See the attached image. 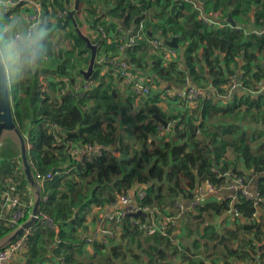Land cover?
<instances>
[{"label": "trees", "instance_id": "1", "mask_svg": "<svg viewBox=\"0 0 264 264\" xmlns=\"http://www.w3.org/2000/svg\"><path fill=\"white\" fill-rule=\"evenodd\" d=\"M59 1L41 0V9L53 15L62 8ZM95 1L105 8L99 12L96 2L78 0L75 22H78V12L85 13L92 18L94 31L101 26L110 34L108 41L95 36L93 43H99L97 54H116L119 26L133 29L143 23L145 30L159 34L162 39L178 38L177 43L184 45L179 56L183 58L178 59L181 66L178 60L162 62L152 52L151 57L145 56V45L148 47L145 38L138 39L120 55L116 54L125 57L138 79L143 76V83L149 89L143 97L155 90L154 102L134 109L132 96L111 93L115 85L104 78L106 73L114 72L99 63L94 62L87 79L79 73L78 85L72 81L67 73L68 54L77 51L85 60L89 50L75 33L71 21L64 18L48 23L49 28L63 33L70 27L65 37L68 47L56 45L45 62L14 84L11 105L15 125L26 141L32 173L54 174L50 181L41 182L37 178L36 181L40 188L39 212L52 218L58 230L55 232L37 221L20 237L24 246L28 252L35 251L33 256L37 255L39 233H48L61 255L58 264H203V258L195 253L197 249L207 253L204 259H210L212 264H264V247L261 251L257 249V244L264 241V88H261L264 84V33L260 36L252 33L262 25L263 0H230V3L229 0H202L205 13L221 12L220 19H226L229 14L235 22V27L217 28L201 21L193 4L187 1L181 4H178L180 0ZM22 4L11 7L14 19L21 12ZM150 5H154L157 18L168 11L164 27L146 28L145 11ZM253 9L254 13L250 14ZM24 17L23 14L19 20ZM139 51L141 54L137 53ZM231 75L237 76L241 86L231 91V97L226 100L222 96L227 93L225 84ZM113 76L121 81L117 75ZM58 77L67 78L70 88L77 85V92L60 95L64 82L54 80ZM185 77L208 97L195 107L184 103L190 112L168 116L159 104L176 99L164 90L182 88ZM43 81L47 85L44 86ZM88 81L93 86L83 92L82 85ZM122 86L130 90L127 85ZM48 87H57L58 99L51 95ZM88 100L92 102L87 103ZM153 114L168 123L166 130L151 117ZM124 133L133 142L125 141ZM118 139L119 153L115 155L110 147H114ZM83 145L96 146L102 149L101 153L77 160L70 149ZM226 173L247 181L255 177L257 202L242 197L233 204L229 198L211 200L192 212L179 215V225L185 220L186 223L180 228L177 244L172 238L179 229L169 228L166 235L156 231L145 234L126 216L121 221L122 234L117 242L91 245L88 248L92 252L84 254V244L76 232L85 222L91 206L98 210V217L99 210L113 204L121 194L143 190L142 205L158 210L165 217L176 216L179 213L174 207L176 201L189 202L196 187L204 181L223 186ZM10 186L14 187V193L19 192L21 201L15 199L24 205L25 214L17 224L10 225L6 224L10 215L7 213L4 217V210L0 208V240L28 219L33 204L25 191L30 185L23 174L18 141L8 138L0 145V199H4L2 193L8 194L9 189L5 188ZM232 208L237 213L228 214ZM255 212L256 218L253 217ZM223 216L233 225L231 228L211 222L201 229L208 217L223 219ZM140 219L143 221L144 217ZM210 225L214 227H208ZM208 228L210 233L201 243L194 235L202 236L201 231ZM220 229L230 238L226 243H217ZM181 233H184L183 238ZM239 234L244 243L239 249L233 248L231 244L238 240ZM184 238L185 242L191 240L184 243ZM180 239L185 247H180Z\"/></svg>", "mask_w": 264, "mask_h": 264}, {"label": "built area", "instance_id": "2", "mask_svg": "<svg viewBox=\"0 0 264 264\" xmlns=\"http://www.w3.org/2000/svg\"><path fill=\"white\" fill-rule=\"evenodd\" d=\"M40 1L41 0H10V3L12 7L20 2H23V8H21L22 10L18 14L17 19H19L24 14L25 17L23 21L25 23H31L37 18L43 17L44 21L48 24L54 23V19L66 18L67 14L73 10L75 0L59 1V3L62 4V8H58L56 10V13H54L53 15L51 14V12H43V10L41 9ZM162 1L163 0H161V2ZM182 1L192 3L193 9L197 11L199 15V19L205 24H207L209 27L217 28L221 27L222 25H229L228 23H226L225 18H219L220 15L218 12H210L209 14L205 13L202 8V0H180L178 4H181ZM2 3H4V0H0V4ZM25 8L26 10H24ZM10 11H12V8L10 9ZM14 14L15 13H12L13 17ZM261 23V27L252 32L256 36H260L264 33V18L261 20ZM96 33L103 40H109L110 34H108L103 27H97ZM146 33L147 31L145 30L143 23H139L135 28L133 27V29L122 28V26H119L117 28V36L115 41V43H117V46L115 48L116 54L120 55L127 48L135 45L138 39L145 38L149 50L152 53L157 54L161 58L162 62L176 61L180 58L179 56L182 55V52L179 46L178 48L168 47L164 43L163 39L158 37L160 36L159 34L151 33V36L146 37ZM116 54L100 52L96 55L95 62L103 65V67L112 69L114 74L121 79L122 83L130 87V91L135 96H144L148 94V86H146L142 80L138 79L137 73L134 71L133 67L128 63L125 57ZM62 80L64 82V85L61 87L60 95H64L70 92H77V85L72 86V88H70L68 79L63 78ZM92 86L93 84L91 81L85 82L82 85L83 92L88 91ZM239 86L241 85L237 79V76L231 75L227 83L225 84L227 93L224 95L223 98L228 100L231 97V91L239 88ZM261 88H264V84ZM164 91L165 94H167L168 96L174 97L176 101L183 102L190 107H195L199 101L207 99L208 97L206 92L196 86L188 77H185L184 86L182 88L166 89ZM78 95L82 96L81 93H79ZM160 128L165 130L167 129V127ZM101 150L98 149L96 146L83 145L73 149L71 148L70 152L75 159L81 160L83 158L88 159L93 154L99 155L101 153ZM33 175L35 179H40L41 182L50 181L54 177V174L50 172L44 175L40 173H34ZM224 175L227 177V180L223 186L216 187L211 182L204 181L196 187L194 193L192 194L193 196L191 200H189V202L176 201L174 207L178 210L179 213L178 215L171 217H165L158 210H155L154 208L148 205H142L140 201L145 197V192L143 190H137L134 193L121 194L113 204L108 205L107 207L99 210L98 218L91 227H88L87 229L78 232V235L80 233L79 239L83 242L85 246L84 254L86 256L90 254V248L88 247H90L91 245H110L112 242H117L122 234V228L120 226L121 221L126 216L130 217L132 225H139V227H141L138 222H145L147 224V229L149 231H152L151 233H154L156 231L161 233L162 235H166L167 229H178L179 215L192 212L197 206L214 200L212 196H214V194L221 189L228 190L232 193V196L228 197L230 199V204H233L235 201H237L238 197H242L246 200H254L255 202H257L259 196L257 193L254 192V189L256 188L255 183L253 184V189L249 190V181H247L246 178L241 176H234L231 173H226ZM2 195L6 194L2 193ZM9 201L10 206L8 208V214L10 216L6 218V221L10 225H15L24 217V205L19 204L15 198H9ZM138 211L146 215L143 221L140 219L141 216H139L137 219H134L132 217V214ZM231 212L237 213L235 208H232L227 213L230 214ZM3 216L6 217V214L3 213ZM256 216L257 212L253 214V217L256 218ZM37 221L47 224V226H49L55 232H57L58 230V227L56 223L52 220V218L48 217L44 213H38ZM174 234L177 233L174 232ZM176 238L177 237L175 236V239ZM24 247L25 246L23 239H19L13 243L0 247V264H10L11 262H13L15 260L16 255L22 252Z\"/></svg>", "mask_w": 264, "mask_h": 264}, {"label": "rangeland", "instance_id": "3", "mask_svg": "<svg viewBox=\"0 0 264 264\" xmlns=\"http://www.w3.org/2000/svg\"><path fill=\"white\" fill-rule=\"evenodd\" d=\"M83 1H86V0H83ZM92 2H96L95 5L97 6V11H101L103 10L105 7L102 6V5H98L97 4V1L95 0H92ZM74 5H75V1H74ZM84 7H85V4H83ZM151 8H147L146 11H145V14L146 16H148V18H146V20L144 21V24L146 25V28L147 29H152L153 27H164V25L166 24V21H168V11H164L163 12V16L161 18H157L156 15H155V8H154V5H150ZM74 9V8H73ZM255 9V8H254ZM254 9L252 10V12L250 14H253L254 13ZM221 13V12H220ZM219 13V15H220ZM78 16H77V27L78 29L80 30L81 34L88 37L89 40H91V43H93V41L96 39V31H94L95 29L93 27H91V24H92V18L91 17H88L85 13H81V12H78ZM222 14V13H221ZM221 16V15H220ZM74 19H75V14H74ZM49 32H50V39L52 41H57L56 45L58 48H64V47H68L66 45V39L65 37L69 34L70 32V27H68V30L66 33H63L61 32V30H56V29H51L49 28ZM76 33V32H75ZM77 34V33H76ZM180 47H181V50L184 49V45L182 43H179L178 44ZM70 46V45H69ZM148 49V47L145 45V56L147 57H151L152 54H151V51ZM87 55V54H86ZM183 58V57H181ZM180 58V59H181ZM68 64H67V73H68V76L73 79L72 81H76V84L78 85L79 84V80L81 79L80 77V71H85L87 69L86 65L87 63H89V53H88V57L84 60V58L81 57V55H79L77 53V51L75 53H70L68 54ZM83 62H86L85 64ZM178 63L179 65L181 66V60H178ZM143 76H140V80L143 81ZM61 77H58V78H54V80L56 81H60ZM43 85H47V82L43 81ZM12 87H14V85H12ZM121 88H125V92L128 95L132 96L131 98V102L133 104V108L134 109H138L139 107L141 106H148L150 103L154 102L153 98H155V90L152 89L150 90V95L149 96H146V97H143V96H135L133 94H131L129 91L130 90H127L128 88L126 86H122V85H115L114 86V93H117V95H119L120 93V89ZM61 91V88L59 89ZM48 91L51 93V95L54 97V98H57L58 99V92H57V87L53 88V87H48ZM122 99H124L123 96H121ZM125 100V99H124ZM89 102H92V100H88L87 103ZM174 102V106H169V105H172V103H165L162 107H160L161 109H166L168 110V112H165L168 116L169 115H177V114H183L185 111L187 112H190V108H187L185 107L184 103L183 102H180V101H173ZM86 104V103H85ZM263 110H264V103H263ZM10 138L12 141L14 142H17V138L16 136L14 135V133H10V132H7V133H3L1 139H0V144H2L6 139ZM124 140L125 141H128V142H133V139L131 137H129L126 133H124ZM249 181V180H248ZM5 213H8L6 210L4 211ZM97 209H95V207L91 206L89 211L87 212L86 214V220L85 222L83 223V225L81 226V228H79L76 232V234L82 230H85L87 229L88 227H91L95 221H96V217H97ZM196 213V212H195ZM197 214V213H196ZM198 215V214H197ZM195 215V217L197 216ZM194 217V216H192ZM215 218L216 217H208V220L205 224H203L201 226V229H204L205 226H207L208 223H211V222H214L215 221ZM8 222L6 221V224ZM186 223V220L183 221V223H181L178 227L179 230L176 231L177 233V240L174 238H172V242L174 244H177L178 243V239H179V233H180V228L181 226L185 225ZM138 224L141 225V230H143V232L145 234H151L152 231H149L147 229V224L145 222H138ZM226 226V224L224 225ZM208 227H214L213 225H210ZM209 231V228L208 229H205L203 231H201L202 233V236L201 234H195L194 236L195 237H198L199 240L201 241V243H204L205 242V237L207 236L208 237V234L210 232ZM222 232V229H220V232L219 234ZM182 235V238L184 236V233H181ZM80 235V233H79ZM78 235V236H79ZM204 237V238H203ZM4 239V238H3ZM2 239V240H3ZM2 240H0V243L2 242ZM191 239L187 240V242H185V238H184V243H189ZM222 243H226V241H223ZM244 243V238L241 234H239V237H238V240L235 242V243H232V247L233 248H238L241 247V245ZM229 245V246H231ZM181 246H184L182 244V240L180 239V247ZM195 253L197 254V257L199 258H203V264H212L211 263V260L210 259H204L206 257V254L207 253H204L203 251H200V249H197L195 250ZM82 259H87V257H82Z\"/></svg>", "mask_w": 264, "mask_h": 264}, {"label": "clouds", "instance_id": "4", "mask_svg": "<svg viewBox=\"0 0 264 264\" xmlns=\"http://www.w3.org/2000/svg\"><path fill=\"white\" fill-rule=\"evenodd\" d=\"M10 9V0H4L0 4V93L4 95L10 85H14L45 62L57 43L50 40L49 25L43 17L25 23L14 19Z\"/></svg>", "mask_w": 264, "mask_h": 264}, {"label": "water", "instance_id": "5", "mask_svg": "<svg viewBox=\"0 0 264 264\" xmlns=\"http://www.w3.org/2000/svg\"><path fill=\"white\" fill-rule=\"evenodd\" d=\"M32 1H37V0H32ZM228 3H230V0ZM20 5H21V2L18 3L17 6L19 7ZM77 9H78V0H75L74 9L73 11L68 13V15L66 16V19L72 22L75 32L85 42V47L89 50V63H88L87 69L85 71H80L84 79H87L93 70V65L95 62L96 55H97L99 43L92 44L90 40L88 39V37L81 34L80 30L78 29L76 25L75 19H74V14L77 11ZM108 12L109 11H107V13ZM226 22L231 27H235V22L232 20L229 14L227 15ZM147 33L149 36L151 35L150 32H147ZM158 37L161 38V36H158ZM177 40H178L177 37H172L169 40L163 39L164 43L168 47H172V48H178ZM12 89L13 87L12 85H10V88L6 95L0 93V139L3 133H7V132L14 133V135L16 136L18 145H19V154H20L23 174L25 176L27 183L30 185V187L34 189L35 200L32 204V209H31L28 219L25 222L18 225L12 232L6 234L3 237L4 242L0 245V247L6 245V242H12L17 238L22 237V235L37 222V215L39 213V204H40V188L29 166L28 157H27L26 141H25L24 136L17 129L15 122H14V118H13V110H12V105H11ZM111 93L114 94V91L112 90ZM151 117L156 119L157 122L164 125V127L168 126V123H166V121L158 117L156 114H153ZM119 143H120V140L118 139L116 142V145L114 147H110V150L115 155L119 153V147H120ZM139 216L146 217V215L140 211L132 214V217L134 219H137ZM225 240H230V238L225 237L224 235H220V238L217 241V243L222 244V242ZM263 247H264V241L257 244L258 251H261Z\"/></svg>", "mask_w": 264, "mask_h": 264}, {"label": "crops", "instance_id": "6", "mask_svg": "<svg viewBox=\"0 0 264 264\" xmlns=\"http://www.w3.org/2000/svg\"><path fill=\"white\" fill-rule=\"evenodd\" d=\"M138 54H141V51L137 52ZM122 57H124L122 55ZM113 75H115L114 73H112ZM111 73H106L105 75V80L107 82H112V85H123L122 82H118L117 79L112 75ZM124 89L121 88L120 89V93H124ZM224 97V96H222ZM168 103V101H167ZM169 103H172V105L169 106H174V102L173 101H169ZM160 107H162L164 104L161 103L159 104ZM163 111L168 112V110L163 109ZM1 145V144H0ZM255 181V177L251 178L249 180V185L248 188L249 190H252V188L254 187ZM12 186L5 188L6 190H8V194L3 195L4 199H0V208H2V210H6L9 213V206H10V199L16 198L18 200H20L19 197V192L14 193V187L11 188ZM26 194L27 197L29 198L30 201L34 202L35 200V194H34V189L33 188H26ZM229 196H232V193L228 190L225 189H221L218 192H216L214 194L213 199L214 201H220L223 200L225 198H228ZM21 201V200H20ZM3 211V212H4ZM5 213V212H4ZM7 214V213H5ZM87 218V217H86ZM98 218V217H97ZM96 218V220H97ZM184 219V216H183ZM214 224L220 225L223 224V228L225 227H229L231 228L233 225L227 221L226 217L223 216V219L221 217H216L215 221L213 222ZM226 224V226H224ZM222 228V226H221ZM224 232H221L220 235H223ZM3 239V238H2ZM1 239V240H2ZM4 242V239L2 240V242L0 243V245ZM39 248L36 249L37 255L33 256V253H35V251H29L26 248V246L24 247L23 251L18 253L15 257V260L13 262H11L10 264H58V262L61 259V255L59 253H57L56 251V244L53 242V237L50 236L48 233H39V242H38ZM44 248L46 249V251L44 250ZM47 249H49L47 251ZM32 252V255H30L29 253Z\"/></svg>", "mask_w": 264, "mask_h": 264}]
</instances>
